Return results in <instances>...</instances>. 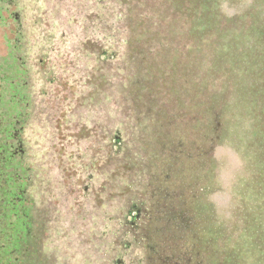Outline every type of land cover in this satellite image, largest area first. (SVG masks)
<instances>
[{
  "label": "trees",
  "instance_id": "16d2710c",
  "mask_svg": "<svg viewBox=\"0 0 264 264\" xmlns=\"http://www.w3.org/2000/svg\"><path fill=\"white\" fill-rule=\"evenodd\" d=\"M12 2L16 5L17 0H0L1 26L7 23L4 14L12 16ZM107 4L112 13L107 20L109 39L105 45H94V50L105 63L118 59L116 51L123 47L130 70L128 80L123 68L113 69L110 82L106 80L117 154L124 142V102L134 103L135 116L141 114L131 130L146 134L156 124L157 102L152 89L144 95V74L152 77L149 84L155 80L151 70L176 71L178 63L172 59L180 51L191 71L196 102L199 93L206 98L205 114L193 120L195 126L203 125L204 157L211 169L203 177L208 182L201 193L191 192L187 185L188 199L180 194L171 211L162 206L146 213L148 206L135 203L129 207L126 228L117 232L109 257L96 264H264V0H107ZM164 39L179 47L166 46ZM25 41L19 25L8 54L0 59L8 75L3 79L0 71V264H65L45 245V214L36 209L30 192L33 171L23 133L33 104ZM140 63L147 67L143 72ZM181 94L175 97L181 100ZM233 99L236 107L227 102ZM139 103L148 104L149 111H138ZM226 113L229 121L223 126ZM224 146L229 154L215 163L216 152ZM179 171L175 183L186 185L185 176L189 184L190 176L183 168ZM191 182H196L193 177ZM187 203L188 215L183 209Z\"/></svg>",
  "mask_w": 264,
  "mask_h": 264
},
{
  "label": "rangeland",
  "instance_id": "374dc122",
  "mask_svg": "<svg viewBox=\"0 0 264 264\" xmlns=\"http://www.w3.org/2000/svg\"><path fill=\"white\" fill-rule=\"evenodd\" d=\"M96 2L17 0L16 5L11 3L12 16L4 14L8 17L6 25L0 24V59L14 43L17 26L25 30L24 56L30 70L33 104L23 133L33 171L30 192L36 209L45 214V245L65 264H96L106 259L112 243L117 241V232L126 228L129 207L135 203L148 206L146 213L162 206L171 211L173 200L177 203L180 194L188 199V186L191 192L201 193L208 182L203 177L211 169L204 157L203 125L195 126L193 120L205 114L206 98L199 93L196 102L191 71L179 50L172 59L178 63L176 71L169 74L157 68L151 70L155 80L149 84L152 77L144 74V95L152 89L157 102L156 124L146 134L131 130L134 119L140 121L141 114L135 116L134 103L124 102V142L117 154L110 132L113 102L108 99L106 80L110 82L113 69L121 68L128 80L130 70L124 63L123 47L116 51L118 59L99 62L93 46L107 43V24H111L107 20L112 13L107 0H101L98 7ZM165 44L179 47L176 42L168 44L165 40ZM145 68L140 63L142 72ZM156 70L157 74H153ZM0 71L3 79L8 76L1 67ZM179 92L181 100L175 97ZM236 100L227 102L236 107ZM138 105L142 114L149 111L148 104ZM238 106L240 115L242 109ZM123 109L122 106L121 113ZM227 115L223 126L229 121ZM150 139L154 142L146 145ZM225 147L216 152L215 163L224 161L229 154V147ZM182 168L190 176L189 184L185 176L182 183L186 185H180L178 180L175 183V174ZM188 204L183 207L187 215Z\"/></svg>",
  "mask_w": 264,
  "mask_h": 264
}]
</instances>
